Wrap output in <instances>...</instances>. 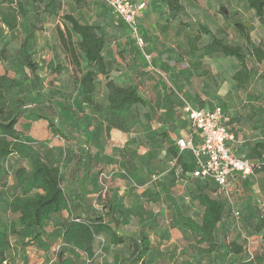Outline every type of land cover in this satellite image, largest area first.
<instances>
[{
	"label": "rangeland",
	"instance_id": "374dc122",
	"mask_svg": "<svg viewBox=\"0 0 264 264\" xmlns=\"http://www.w3.org/2000/svg\"><path fill=\"white\" fill-rule=\"evenodd\" d=\"M142 1L147 11L139 20L144 39L140 48L127 27L100 0H82L79 4L61 0L60 15L73 14L80 22L95 25L104 35L102 54L109 68L107 77L119 85L136 86L144 99V104L128 112L129 131L114 130L110 134L104 130L102 114L93 112L80 100L78 79L86 69V61L77 47V35L71 34L78 59L75 65L59 39L57 27H63L62 19L47 15L42 2H0V50H6L0 54V72L13 76L24 87L31 103L27 110L34 116L32 121L19 125L29 124L36 134L49 130L58 134L64 146L59 155H54V161L64 174L63 188L67 193L71 189L84 192L95 208L111 204L119 232L147 235L152 249L144 264H229L237 258L228 252L230 241L242 245L244 259L255 258L264 246L261 173L253 171L220 195L225 213L216 233V251L211 253H205V245H198L190 232L171 225L168 200L157 182L164 180L173 167L179 172L172 150L188 160L187 154H178L174 149V139L186 121L180 98L199 106L222 105L239 126L244 154L254 164L257 157L264 158V59L257 63L247 58L250 73L238 86L231 79L238 68L236 59L220 53L200 57L188 53L187 47V38L196 33L198 46L215 36L231 44L241 42L232 20L247 22L253 42L264 43V26L247 8L245 0H179L183 5L180 12L170 11L164 0ZM220 6L226 8L228 20L219 13ZM25 37V47L36 63L34 71L18 53ZM48 61L62 64L63 69L50 70ZM158 72L165 75L167 84ZM105 81L104 75L96 78L95 100L102 105L107 103ZM51 111L57 115L54 125L48 124ZM41 140L38 143L46 145L48 139ZM80 155L85 158L81 172L69 183L68 173L74 170L75 159ZM25 162L19 159L15 165L24 166ZM120 162L126 167L120 168ZM4 164L0 175V231H8L13 221L18 232L9 235L10 248L2 264H59L58 253L75 264H104L112 262L114 255L128 251V242L114 246L99 234L93 240L91 260L84 254L75 256L61 236V225L68 217L66 211L53 214L47 221L41 234L45 245L33 243L38 229H24L17 215L7 210L8 200L18 189L15 165L9 160ZM180 179L173 188L176 201L185 215L200 222L202 207L189 193L196 181L183 176ZM156 191L161 193L157 200L153 199Z\"/></svg>",
	"mask_w": 264,
	"mask_h": 264
},
{
	"label": "trees",
	"instance_id": "16d2710c",
	"mask_svg": "<svg viewBox=\"0 0 264 264\" xmlns=\"http://www.w3.org/2000/svg\"><path fill=\"white\" fill-rule=\"evenodd\" d=\"M39 1L43 3V10L47 15H55L62 19L63 27H57L59 39L75 65H78V59L71 34L74 33L78 37L76 44L86 61V69L78 79L81 102L90 106L93 112L102 114L104 130L107 134L113 129L128 132L130 119L128 112L132 107L144 104V99L140 96L136 86L132 84L119 85L107 77L109 68L102 54L106 42L104 35L99 33L95 25L82 23L73 14L60 15L61 0ZM71 1L79 4L82 0ZM164 1L170 11L180 12L183 10V5L179 0ZM245 1L247 8L253 11L259 24L264 26V0ZM219 13L228 20L224 6L219 7ZM231 24L240 36L241 42L231 44L223 38L215 36L208 43L198 46L196 42L199 39V34L196 33L187 38L188 53L197 54L200 57L220 53L225 57L236 59L238 68L231 75V79L238 86H242L250 73L247 58L250 57L257 63L261 62L264 59V43L253 42L247 22L232 20ZM26 39L25 37L20 44L18 53L24 59L25 65L34 71L36 63L32 60L30 51L25 47ZM5 51V48L1 49L0 54H4ZM47 68L59 72L63 69V65H54L52 61H48ZM98 75L106 76V105L95 100ZM30 104L25 96L24 87L13 76L6 72H0V175L4 168L2 162L10 154L17 155L29 164V168L19 166L14 171L18 192L8 200V212L17 215V221L24 229H38L32 242L42 246L45 245V242L42 240L41 234L47 221L53 214L66 211L68 217L61 225V236L64 243L74 251L75 256L84 254L88 260H91L94 255L93 240L97 235L103 234L111 245L129 243L126 253L116 254L112 262L104 264H144L145 258L152 249L150 238L147 235L134 236L119 232V222L114 215V209L110 207L111 204L110 206L104 204L98 209L93 206L84 192L71 189L67 193L62 185L64 174L59 166L48 164L43 160L39 151L28 143L29 140L24 132L16 128ZM220 106L226 111L222 105ZM50 114L52 118L49 119L48 124L54 125L57 115L54 111H51ZM230 123L232 124L231 119ZM232 130L234 131L233 126ZM171 154L176 158V164L180 170L176 172V167L171 168L167 177L157 182L161 192L168 200L167 209L171 225L190 232L198 245H205L203 248L205 253L214 252L216 251L218 225L225 213L221 197L214 195L216 185L208 178H193L196 184L194 190L189 193L191 198L202 207L201 221L198 222L185 215L176 201L173 188L177 179L192 169V161L191 158L186 161L174 150ZM84 160V156L76 157L74 170H71L67 176L69 183L76 180ZM256 163L259 165L254 167L253 171L261 173L264 177V158L257 157ZM119 166L120 168L126 167L122 162L119 163ZM160 197L159 191L154 192L153 199L157 200ZM17 232L13 221L9 223L8 231H0V264L5 260L4 254L10 248L9 235ZM227 249L229 253L237 257L229 264H262L263 262L264 246L262 252L251 259H244L241 256L243 247L236 241H230ZM58 263L75 264L72 259L63 257L61 253H58Z\"/></svg>",
	"mask_w": 264,
	"mask_h": 264
},
{
	"label": "built area",
	"instance_id": "2783aa9c",
	"mask_svg": "<svg viewBox=\"0 0 264 264\" xmlns=\"http://www.w3.org/2000/svg\"><path fill=\"white\" fill-rule=\"evenodd\" d=\"M100 1L120 19L137 46L142 48L144 39L139 29V18L146 7L145 1ZM159 76L166 83L165 75L159 73ZM180 101L188 126L186 133L176 138L175 148L178 154L188 153L191 157L192 169L186 174L192 178L210 179L216 185L214 195L225 194L231 181L250 176L259 163L254 164L244 153H233L234 131L230 117L220 105L207 108L194 106L185 99L180 98ZM262 211L264 212V204Z\"/></svg>",
	"mask_w": 264,
	"mask_h": 264
},
{
	"label": "crops",
	"instance_id": "0c3cea01",
	"mask_svg": "<svg viewBox=\"0 0 264 264\" xmlns=\"http://www.w3.org/2000/svg\"><path fill=\"white\" fill-rule=\"evenodd\" d=\"M134 1H142V0H134ZM147 11V6L142 10L141 12V16H140V19L142 18L143 14ZM31 106V105H28V107ZM181 108V107H180ZM27 109V108H26ZM226 112V111H225ZM227 113V112H226ZM41 114V113H40ZM185 117V116H184ZM230 117V116H229ZM34 118L33 115H31V112H29V110H26L25 113H24V116L20 119V123L22 121H25V122H29V121H32ZM231 119V118H230ZM185 120H186V117H185ZM232 120V119H231ZM187 126H188V123H187V120L185 121V125L182 129L179 130L177 136L175 137L174 139V149L175 148V140L177 137H181L183 136L186 131H187ZM232 126H233V129H234V136H235V139H234V142L232 143V151L234 154H242V153H245V148L243 147V140L241 138V136L239 135V126L236 125V123L232 120ZM16 128L18 130H21L24 132V135L26 136V138L29 140L28 143L31 144L34 148H36L40 155L42 156L43 160H45L48 164H51V165H57L56 162L54 161V155L56 153H58V155L60 154L59 150L62 148V146H64V142L63 140L58 136V134H54L53 131L49 130V132H45V131H42L40 134H36L33 127H31L29 124H27L26 126L22 127L21 124L19 125V123L16 125ZM115 129L111 130V131H114ZM111 131L108 133L110 134ZM118 131V130H117ZM121 132V131H120ZM38 135H41L40 137L41 138H38L36 136ZM41 139L45 140V139H48V141L44 142L46 143V145L44 146H41V144H39L38 142L42 141ZM68 143V141H67ZM43 152V153H42ZM184 154H187V159L188 158H191V157H188V153H184ZM190 156V155H189ZM19 157L15 154H10L9 156H7L6 158H4L3 163L6 164V162L9 160L11 165L14 166L15 164H18L19 163ZM186 160V158H184ZM187 161V160H186ZM26 164L24 165L26 168H29V164L28 162L26 161L25 162ZM4 164V165H5ZM6 166V165H5ZM19 167V165H15V170ZM14 170V171H15ZM80 174V173H79ZM79 176V175H78ZM77 176V177H78ZM187 176V177H186ZM181 178V177H180ZM180 178H178L177 180H181ZM184 179L186 178H192L190 177L189 174H185L183 176ZM77 179V178H76ZM193 179V178H192ZM241 178L235 180V181H231L230 182V187L231 185L234 183V182H238ZM77 190V189H76ZM78 191V190H77ZM78 192H82V191H78Z\"/></svg>",
	"mask_w": 264,
	"mask_h": 264
}]
</instances>
